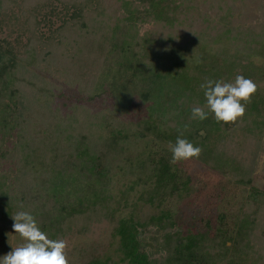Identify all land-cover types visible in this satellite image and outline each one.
I'll use <instances>...</instances> for the list:
<instances>
[{"label":"trees","instance_id":"16d2710c","mask_svg":"<svg viewBox=\"0 0 264 264\" xmlns=\"http://www.w3.org/2000/svg\"><path fill=\"white\" fill-rule=\"evenodd\" d=\"M230 45L264 56V0H0V264H49L102 216L86 264H264L260 154L229 147L262 148L264 92ZM184 158L221 175L207 200ZM183 205L207 209L184 226Z\"/></svg>","mask_w":264,"mask_h":264},{"label":"rangeland","instance_id":"374dc122","mask_svg":"<svg viewBox=\"0 0 264 264\" xmlns=\"http://www.w3.org/2000/svg\"><path fill=\"white\" fill-rule=\"evenodd\" d=\"M57 25V21L54 20ZM46 30L45 26L41 27ZM234 45L228 47V52L225 54H220V63L222 67L225 66L224 70L230 71L232 74L236 73L242 78L247 77L246 84L250 87H260L259 89L264 92V56L262 55H253L251 59V64L238 52H235ZM224 61V62H223ZM249 66H252L249 68ZM66 94L69 96H74L73 91L66 89ZM98 103L99 107H102ZM142 108H135L134 111L128 114L129 117L135 119L141 114ZM253 132L246 130H237L236 134L232 136V144L229 146L231 152L234 151V157L246 159L250 158L252 153L260 154V157L257 160L256 169H255V179L254 185L264 189V180H263V170H264V138L262 141V148L258 144V129H253ZM221 143V142H220ZM217 143V146L222 144ZM239 144L241 147H239ZM182 163L187 172L192 176L196 186H204L202 191V197L200 201H205L206 195L211 193L213 184L218 177L221 175L208 168L204 164L200 163L199 160L195 158H184ZM210 196V197H211ZM207 208H201L199 205L196 206H187L183 205L178 212L177 220L180 223L186 225H193L195 222L198 224V216L205 214ZM125 211H122L121 214H124ZM114 224L112 221L107 218L99 217L98 220L92 221L88 227L87 231H76L72 228L71 231H68L63 235L54 245L55 253L49 260V264H86L92 257L101 255L104 252L110 249L112 243V232ZM15 239V237H14ZM16 240V239H15ZM20 245L15 247L16 251ZM20 252L17 251V253Z\"/></svg>","mask_w":264,"mask_h":264}]
</instances>
